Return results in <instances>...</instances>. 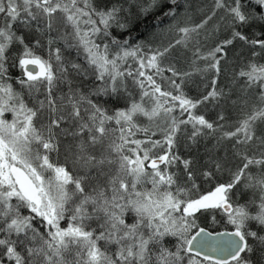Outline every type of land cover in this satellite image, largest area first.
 Masks as SVG:
<instances>
[{
    "label": "snow or ice",
    "instance_id": "obj_1",
    "mask_svg": "<svg viewBox=\"0 0 264 264\" xmlns=\"http://www.w3.org/2000/svg\"><path fill=\"white\" fill-rule=\"evenodd\" d=\"M184 5L0 0V264H264V0Z\"/></svg>",
    "mask_w": 264,
    "mask_h": 264
},
{
    "label": "trees",
    "instance_id": "obj_2",
    "mask_svg": "<svg viewBox=\"0 0 264 264\" xmlns=\"http://www.w3.org/2000/svg\"><path fill=\"white\" fill-rule=\"evenodd\" d=\"M183 3V0H181ZM209 3V0H189V4L191 7H188V5H184V7L181 8V14L180 16L177 17V21H170V20H165L162 24L159 26H156V22L153 20V18L150 16L148 17L147 20H144L142 23L138 24L136 26V29L132 33V38L133 42H138V41H148L150 42L154 47L159 46L160 44H167L169 41L173 40L175 38V32L172 31L171 29L175 26L177 22H180L181 24L185 23H190L188 17H192V20L195 22H199L200 15L199 13L196 12V9L198 6H203L207 5ZM187 8V12H185V9ZM212 25H209V31H211ZM225 33L220 32L215 35V37L205 40L203 34H201L200 40L201 43L204 45L205 48L211 46L216 40L223 39ZM241 51L239 44L235 45L234 47L229 48V54H228V61L225 66V72L231 73L233 70L234 65L237 63L236 62V55L239 54ZM185 55L190 56L191 53H185V50L183 48L177 47L174 52H173V57H179V63L178 67L180 68H186L187 63L186 60L184 59ZM245 55H247L245 53ZM195 83H189V85L186 88V91L188 92L189 95L195 96L197 95V85L200 84V78L199 77H194ZM220 83L223 86L226 83V76L224 74L221 75L220 77ZM129 85L131 87V81H129ZM123 104V101H121V105ZM211 106H209L210 108ZM203 111V109H201ZM213 115L212 112H209V116L211 117ZM232 119L235 120L238 118L239 113L237 112H232L231 113ZM141 123L147 125L148 121L140 117L138 118ZM223 180H227V176L225 175L222 177ZM235 198V194H234ZM252 198L251 193H247L243 199H241V202H244L245 200ZM258 203V200H257ZM201 226H207L206 222L201 219L200 221ZM211 227H216V226H211Z\"/></svg>",
    "mask_w": 264,
    "mask_h": 264
}]
</instances>
